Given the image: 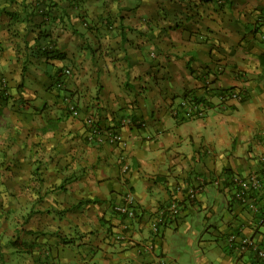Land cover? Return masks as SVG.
<instances>
[{"label": "crops", "instance_id": "1", "mask_svg": "<svg viewBox=\"0 0 264 264\" xmlns=\"http://www.w3.org/2000/svg\"><path fill=\"white\" fill-rule=\"evenodd\" d=\"M218 65L210 89L243 99L211 98L202 120L171 116L183 92L205 97L200 74ZM2 82L0 264H203L175 252L200 231L219 264H259L228 246L233 234L264 248V223L228 177L264 162V0H0ZM127 189L139 217L111 243Z\"/></svg>", "mask_w": 264, "mask_h": 264}, {"label": "built area", "instance_id": "2", "mask_svg": "<svg viewBox=\"0 0 264 264\" xmlns=\"http://www.w3.org/2000/svg\"><path fill=\"white\" fill-rule=\"evenodd\" d=\"M222 72L221 66H216L214 75L205 76L203 78L205 89V97H202L201 101L192 100V96H188L187 98H183L180 102L171 107L170 114L174 118H179L178 116L181 114L184 118V121H195L202 120L207 112L211 109L212 103L211 98L216 101L218 107L226 108L229 102H238L243 98V91L239 89L233 88L232 90H228L223 92L226 89L221 90H213L210 89V86L215 79V77L219 76ZM61 76L64 78H69L72 76V72L70 69H64L62 71ZM1 88L4 83L0 84ZM59 87V85H58ZM231 89V88H228ZM194 99V98H193ZM67 110L69 115L73 118L78 116L77 108L68 103ZM123 124H130V120H123ZM105 141L114 144L118 142H122L118 133L114 131L105 132L102 134ZM128 171L127 163L125 162L121 166V180L124 181L126 174ZM230 184L234 187L233 195L238 202H242V204H247V208L249 211L254 212L259 219V222L264 223V205L262 207H256L254 201L248 203L247 198L250 196H264V162L261 164L260 170L255 173L248 174L247 176L241 177L238 175H233L228 177ZM169 217H175L177 215V206L175 203H171L167 206ZM114 212L121 218V220H126L118 225L117 233L114 236V239L119 242H124L128 240L130 237L126 236L125 231L131 228L133 225L129 222H136L138 213L136 211L135 202L133 199L132 192L130 190H125V193L121 197V201L119 204L115 205L113 208ZM162 222L160 216L157 214L149 223V228L152 233H155L157 230V225ZM228 246L232 249H237L240 252L246 251L247 249L252 250L259 264H264V248L259 244L254 242L253 240L247 238H239L231 234L228 239ZM143 247V249H145ZM146 251L151 252V247L147 246ZM157 264H163L160 261H156Z\"/></svg>", "mask_w": 264, "mask_h": 264}, {"label": "rangeland", "instance_id": "3", "mask_svg": "<svg viewBox=\"0 0 264 264\" xmlns=\"http://www.w3.org/2000/svg\"><path fill=\"white\" fill-rule=\"evenodd\" d=\"M201 221V220H200ZM204 235L202 238H200V236ZM190 234H182V237H189ZM209 237L204 234L203 232H199V234L197 235V237L193 240V244H192V249L188 248L187 245L188 244H180L178 245L180 247H185L184 249H181L180 251L175 250L176 254L180 255L181 257H183L184 259H186L188 262L190 260V257L193 253H196V255H201L202 253L205 255L204 262L203 264H219V262L215 259L212 258L210 256H212V252H209V250L211 249L209 246L203 244L204 240H207ZM201 239V240H200ZM182 242L186 243L183 239ZM201 242V243H200ZM212 251V249H211ZM190 264H193V261H191Z\"/></svg>", "mask_w": 264, "mask_h": 264}, {"label": "trees", "instance_id": "4", "mask_svg": "<svg viewBox=\"0 0 264 264\" xmlns=\"http://www.w3.org/2000/svg\"><path fill=\"white\" fill-rule=\"evenodd\" d=\"M218 63V62H217ZM217 63H215V64H217ZM215 64H214V66H215ZM209 75H214V73H213V71H212V68H210V70L208 69V68H206V70L203 72V75L202 74H200V76L202 77V79L205 77V76H209ZM233 88H231V89H226V90H224L223 92H225V91H228V90H232ZM188 96H190V94L188 93V92H183L182 94H181V98L183 99V98H187ZM194 98V99H193ZM243 99V98H242ZM241 99V100H242ZM192 100H194V101H201L202 100V97H201V99L200 98H198V97H192ZM240 100V101H241ZM172 101H173V99H172ZM203 101V100H202ZM179 118V120L180 121H184V118L182 117V115L180 114L179 116H178ZM138 217H139V215L137 216V220H138ZM23 219V221H26V217H23L22 218ZM116 229V228H115ZM114 229H109V240H111L110 242L111 243H123V242H119V241H116L115 239H114V236H115V234L117 233V231H113ZM126 241V240H125ZM124 241V242H125ZM127 243H129V244H131L129 241H127ZM11 245L13 246V247H16L17 249H19V250H23L24 251V253H29L32 249H34L33 248V246L35 245V244H33V243H27L26 241H24V240H22V239H20L18 236H16V238H14V240L11 242ZM136 245H134L133 247H135Z\"/></svg>", "mask_w": 264, "mask_h": 264}]
</instances>
